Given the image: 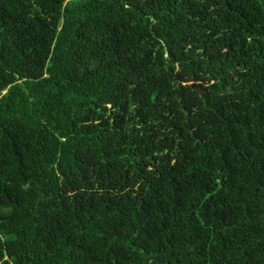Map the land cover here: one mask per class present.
Segmentation results:
<instances>
[{
	"label": "trees",
	"instance_id": "1",
	"mask_svg": "<svg viewBox=\"0 0 264 264\" xmlns=\"http://www.w3.org/2000/svg\"><path fill=\"white\" fill-rule=\"evenodd\" d=\"M0 264H264V0H0Z\"/></svg>",
	"mask_w": 264,
	"mask_h": 264
},
{
	"label": "water",
	"instance_id": "2",
	"mask_svg": "<svg viewBox=\"0 0 264 264\" xmlns=\"http://www.w3.org/2000/svg\"><path fill=\"white\" fill-rule=\"evenodd\" d=\"M190 86H191V88L194 89V88H196L197 84L196 83H191Z\"/></svg>",
	"mask_w": 264,
	"mask_h": 264
}]
</instances>
